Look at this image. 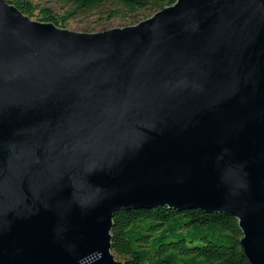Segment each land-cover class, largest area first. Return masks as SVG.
<instances>
[{"label": "water", "instance_id": "95a60500", "mask_svg": "<svg viewBox=\"0 0 264 264\" xmlns=\"http://www.w3.org/2000/svg\"><path fill=\"white\" fill-rule=\"evenodd\" d=\"M233 216L264 264V0H175L96 32L0 0V264H125L121 210Z\"/></svg>", "mask_w": 264, "mask_h": 264}, {"label": "trees", "instance_id": "16d2710c", "mask_svg": "<svg viewBox=\"0 0 264 264\" xmlns=\"http://www.w3.org/2000/svg\"><path fill=\"white\" fill-rule=\"evenodd\" d=\"M30 18L65 26L78 10L93 9L115 1L129 12L158 9L175 0H68L70 8L61 16L30 0H7ZM112 16L113 13H112ZM111 251L125 264H250L240 244L237 220L224 213L198 209L177 211L166 206L121 210L113 217Z\"/></svg>", "mask_w": 264, "mask_h": 264}, {"label": "rangeland", "instance_id": "374dc122", "mask_svg": "<svg viewBox=\"0 0 264 264\" xmlns=\"http://www.w3.org/2000/svg\"><path fill=\"white\" fill-rule=\"evenodd\" d=\"M41 7L51 8L56 15H63L71 6L68 0H30ZM112 13L114 16H112ZM153 14L150 10L140 9L129 12L118 2H104L89 10H78L70 15L63 28L74 31L96 32L114 27H124L137 23ZM34 19V18H32Z\"/></svg>", "mask_w": 264, "mask_h": 264}]
</instances>
